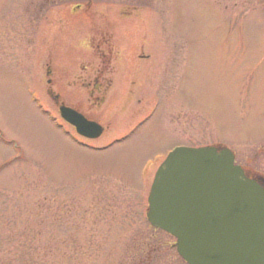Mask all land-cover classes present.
<instances>
[{
  "label": "rangeland",
  "instance_id": "rangeland-1",
  "mask_svg": "<svg viewBox=\"0 0 264 264\" xmlns=\"http://www.w3.org/2000/svg\"><path fill=\"white\" fill-rule=\"evenodd\" d=\"M260 8L0 0V264H184L146 222L149 188L179 145L264 174ZM59 105L105 132L77 137Z\"/></svg>",
  "mask_w": 264,
  "mask_h": 264
},
{
  "label": "water",
  "instance_id": "water-1",
  "mask_svg": "<svg viewBox=\"0 0 264 264\" xmlns=\"http://www.w3.org/2000/svg\"><path fill=\"white\" fill-rule=\"evenodd\" d=\"M60 118L88 140L102 128L61 105ZM147 222L175 239L186 264H264V189L226 148L179 147L157 169Z\"/></svg>",
  "mask_w": 264,
  "mask_h": 264
},
{
  "label": "flooded vegetation",
  "instance_id": "flooded-vegetation-1",
  "mask_svg": "<svg viewBox=\"0 0 264 264\" xmlns=\"http://www.w3.org/2000/svg\"><path fill=\"white\" fill-rule=\"evenodd\" d=\"M254 3L256 4V5H258L259 7H261L260 9H261V13H263L264 14V0H258V1H256V0H254ZM235 19H240L241 20V15L240 14H238L236 17H235ZM264 20V19H263ZM139 59H142V57H139ZM99 76V75H98ZM111 82V81H110ZM110 82L108 81L107 83H106V88H108V87H110ZM131 84H135L134 82H131ZM83 86H85L84 84H82ZM89 89H90V92H91V96H92V94L93 93H95V92H98V91H100V88H102V84H101V80H99V77H95L90 83H88L87 85H86ZM133 93L131 92V91H128L127 92V95H126V98H127V101H126V103L127 102H129V99H131L132 98V95ZM57 100V99H56ZM95 101H99L100 102V99H98V98H96L95 99ZM81 114V113H80ZM142 124H144V122L143 123H140L139 125H138V127L140 126V125H142ZM101 126V125H100ZM137 127V128H138ZM103 128V127H102ZM136 128H134L133 130H135ZM103 131L105 132V129L103 128ZM131 133H133V131L131 132ZM236 154L233 152V156H234V163L237 165V166H239L240 168H242L243 169V171H244V174H245V176L249 179V180H253V181H255V182H257V184H259L263 189H264V174H261V173H258L257 171H254V170H247L245 167H243L240 163H238V161H237V159H236V156H235ZM149 258L150 257H146V261L144 262V264H152V263H149V261H147V260H149ZM150 260H151V258H150Z\"/></svg>",
  "mask_w": 264,
  "mask_h": 264
}]
</instances>
